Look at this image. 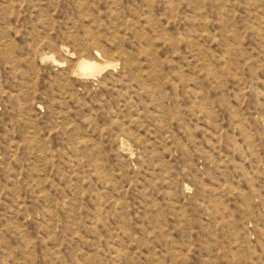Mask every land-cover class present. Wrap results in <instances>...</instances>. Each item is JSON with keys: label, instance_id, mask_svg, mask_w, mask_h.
<instances>
[{"label": "rangeland", "instance_id": "374dc122", "mask_svg": "<svg viewBox=\"0 0 264 264\" xmlns=\"http://www.w3.org/2000/svg\"><path fill=\"white\" fill-rule=\"evenodd\" d=\"M0 264H264V0H0Z\"/></svg>", "mask_w": 264, "mask_h": 264}, {"label": "bare ground", "instance_id": "6f19581e", "mask_svg": "<svg viewBox=\"0 0 264 264\" xmlns=\"http://www.w3.org/2000/svg\"><path fill=\"white\" fill-rule=\"evenodd\" d=\"M85 67H88L87 65Z\"/></svg>", "mask_w": 264, "mask_h": 264}]
</instances>
